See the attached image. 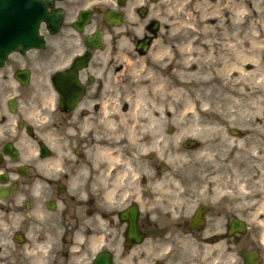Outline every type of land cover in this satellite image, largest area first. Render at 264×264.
I'll return each mask as SVG.
<instances>
[{
	"label": "flooded vegetation",
	"instance_id": "af4514ba",
	"mask_svg": "<svg viewBox=\"0 0 264 264\" xmlns=\"http://www.w3.org/2000/svg\"><path fill=\"white\" fill-rule=\"evenodd\" d=\"M42 1L62 16L56 35L40 26L51 49L9 54L0 67V264H243V255L264 264V65L245 80L260 110L234 126L227 147L200 132L174 172L164 122L120 115L132 75L156 60L85 54L94 29L102 38L114 29L102 20L112 10L139 16V37L148 34L152 0ZM213 6L233 18L247 0ZM84 10L90 24L78 33ZM59 90L81 94L68 112L58 110ZM32 104H51L53 122H28Z\"/></svg>",
	"mask_w": 264,
	"mask_h": 264
},
{
	"label": "bare ground",
	"instance_id": "6f19581e",
	"mask_svg": "<svg viewBox=\"0 0 264 264\" xmlns=\"http://www.w3.org/2000/svg\"><path fill=\"white\" fill-rule=\"evenodd\" d=\"M218 22L217 17L210 14L204 15L200 30L190 34L193 40L187 45L178 46V57H175L177 53L169 55L170 51L161 50L159 55H163V57L161 61L156 60V63L163 66L165 71L173 74V76H170L169 84H167V86L172 85L171 94L173 98L180 92L187 93L186 96L184 95L183 112L179 113L181 115L179 117L182 119L189 116L188 122H191L189 127H183L182 131L184 133H195L197 130L193 123L197 114V104L202 112L208 113L212 117V119L207 117L204 121L208 122L210 131L214 130V125L212 126L211 122H215L216 113L224 115L228 122H242L249 115V104L246 102L245 94L243 97V93L238 88L241 86L239 80L245 76H251L250 73L243 70V64L253 62L254 57L241 54L239 51V49H242V47H239L240 42L232 44V42H229L231 38L226 36L225 33L219 35L220 29L214 25ZM248 33H253V31ZM174 35L177 38H182V33H174ZM217 36L223 38L214 42L212 38ZM231 70L241 71L242 77H237V80L232 79L228 75ZM210 71H214L215 74H210ZM132 76L135 78L134 93L137 94L138 91L139 93L132 97L130 114L127 117L123 116V118L124 120L133 119L132 122H138L142 126L141 120L145 119L144 108L146 104L143 96H146L152 90L155 92L150 99L163 100L165 98L167 100L168 94L163 86L158 85L161 80L159 81L157 77L149 79L143 74H133ZM217 107L219 112H217ZM259 110V104L254 103L251 111L256 113ZM185 122H182V124H185ZM156 134H159V132L157 131Z\"/></svg>",
	"mask_w": 264,
	"mask_h": 264
},
{
	"label": "rangeland",
	"instance_id": "374dc122",
	"mask_svg": "<svg viewBox=\"0 0 264 264\" xmlns=\"http://www.w3.org/2000/svg\"><path fill=\"white\" fill-rule=\"evenodd\" d=\"M183 10H185V9H183ZM177 19H181V20H179V21L174 20L172 22V24L166 25L163 28V30L161 31L160 37H159L160 40L154 42V44H160L159 46L164 45V44H167L168 41H169V35H170V33H171L172 30H174V31H179V30L180 31H183V29H185V28H180V27H187V25H183L182 23L183 22L194 23L195 20H196V17L193 14H190L189 17H186V15L184 16L183 14H179V16L177 17ZM128 22H131V21H128ZM126 31H129L131 33L129 36H127V38H129L130 41H131V39L134 38V36L132 34V30L130 28L128 29V27L126 26V29L123 32H125V34H126ZM119 34H121V33H119ZM114 36H115V33H114ZM178 41H180V40H176V42H178ZM184 41H186V39L182 40L181 43H183ZM121 44H126V42L123 41V42H121ZM122 48H124L123 45H122ZM120 50H121L120 51L121 54L130 55L127 51H124V50L122 51V49H120ZM166 86H167V84L165 85V91L167 90L166 93L169 95V98L171 99V107H172V112H171L172 119L171 118L170 119L168 118L167 119V122L168 121L169 122H172L171 123V126L173 127V133L175 134V136L172 137V138H175L176 136H178L179 130H180V127H181V125L179 123H176V122H184V121L188 122L189 121V116H187L186 119L185 118L182 119V118L179 117V116H181V115H179V113H182L183 112V108H182V104L181 103H183L184 98H185V96H186L187 93L186 92H180L178 95H176L173 98V96L171 94V86L172 85H169L167 87ZM154 103L157 106H161L162 108H165V106H166V104L164 103V101H161V102L160 101H155ZM153 107L154 106H152L151 107L152 109L150 108V110H149L150 115L151 114H154L155 115V112H157L156 114H161L160 112L156 111ZM217 112H219V108L218 107H217ZM196 113L197 114L195 115V122H197V123L204 122L207 117H210L212 119V117L208 113H204V112H202L200 110L198 104H197V107H196ZM216 114L217 115H216V117L214 119L217 120V122L226 123L228 125V120L225 119V116L224 115H221L220 113H219L220 115L218 113H216ZM154 115H151L150 116L153 120H155V121L158 120V122L161 121L160 118L164 120V118H163L162 115H161L160 118H158L157 116H154ZM161 122H163V121H161ZM205 134H207V133H205ZM173 142L175 143L174 139H173ZM178 150L182 151V153H183V150L181 148L180 149L176 148L175 150H173V153L176 152V151H178ZM174 156H175V154H174ZM174 160H177V158H175ZM177 162L179 163V161H177ZM176 167H177V165L174 164L173 165V168L175 169Z\"/></svg>",
	"mask_w": 264,
	"mask_h": 264
},
{
	"label": "water",
	"instance_id": "95a60500",
	"mask_svg": "<svg viewBox=\"0 0 264 264\" xmlns=\"http://www.w3.org/2000/svg\"><path fill=\"white\" fill-rule=\"evenodd\" d=\"M3 15H4V7H3V3L0 0V18H1V22L3 20Z\"/></svg>",
	"mask_w": 264,
	"mask_h": 264
}]
</instances>
